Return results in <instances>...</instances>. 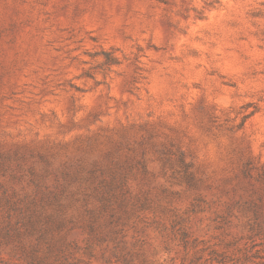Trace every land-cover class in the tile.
<instances>
[{
	"label": "rangeland",
	"instance_id": "rangeland-1",
	"mask_svg": "<svg viewBox=\"0 0 264 264\" xmlns=\"http://www.w3.org/2000/svg\"><path fill=\"white\" fill-rule=\"evenodd\" d=\"M260 178L264 0H0V264H264Z\"/></svg>",
	"mask_w": 264,
	"mask_h": 264
},
{
	"label": "trees",
	"instance_id": "trees-1",
	"mask_svg": "<svg viewBox=\"0 0 264 264\" xmlns=\"http://www.w3.org/2000/svg\"><path fill=\"white\" fill-rule=\"evenodd\" d=\"M182 154H180L181 156ZM181 162L183 163V161L181 160ZM260 180L264 183V178H260ZM103 190L105 192L101 193V197L99 199L100 201V207L102 209H108V210H111L112 209V205H111V201L110 199L108 198L107 196V193H109L111 191V188L108 186V188H103ZM95 217V214H91V217L90 218H94ZM112 218H115V214L112 213ZM88 228L89 230H92V226L91 225H88Z\"/></svg>",
	"mask_w": 264,
	"mask_h": 264
}]
</instances>
